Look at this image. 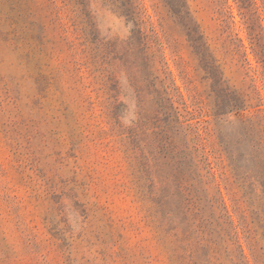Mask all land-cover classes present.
<instances>
[{
    "label": "rangeland",
    "instance_id": "374dc122",
    "mask_svg": "<svg viewBox=\"0 0 264 264\" xmlns=\"http://www.w3.org/2000/svg\"><path fill=\"white\" fill-rule=\"evenodd\" d=\"M252 1L0 0V264H264Z\"/></svg>",
    "mask_w": 264,
    "mask_h": 264
},
{
    "label": "trees",
    "instance_id": "16d2710c",
    "mask_svg": "<svg viewBox=\"0 0 264 264\" xmlns=\"http://www.w3.org/2000/svg\"><path fill=\"white\" fill-rule=\"evenodd\" d=\"M166 3L169 5L170 9L177 15H180L182 14L184 11V7H185V4L183 2V0H165ZM237 3H239V6L240 8H244L247 10V12H249L251 9H252V5L253 2L252 0H236ZM242 14V12H241ZM232 17H234L232 15ZM260 21H262L260 19ZM68 22V21H66ZM262 25V29H264V25L261 23ZM191 26H188V29H189V35L193 36V40H195L198 45L200 46L199 47V53L204 57L205 56V51L203 49V46H205V42H203V35L202 37H198L200 34H198V31L197 29H193V28H190ZM249 29L252 30L251 34H257L255 35L256 37H251L252 41L251 43L254 44V39H256V44H259V38H257V36L260 34L259 32L257 33H254L255 29L254 27H252L251 25L248 26ZM197 36V38H196ZM140 38V37H139ZM139 38H137V35L135 37L136 40H139ZM239 38V36H238ZM141 39V38H140ZM240 42L242 43V46H244L243 42H242V38H239ZM245 47V46H244ZM59 56H61V54L59 53ZM207 62V61H206ZM209 64V63H208ZM206 69L207 68H211L210 66L207 65V67H205ZM222 89V88H220ZM228 89V88H227ZM227 89H224V90H227ZM223 99H225V102L232 106L233 108H236V109H239L242 107V100L240 99V97L236 94V92L234 91H228V93L226 95H222L221 96ZM243 125L242 126V130H244V133H242V136L240 137V139L243 141V143H245V146H246V152H247V157L254 162V167L256 168V171H255V175L257 180L259 181V183L262 184V186H264V166L262 164V161L260 159V154L258 152V149H259V146L257 144V142L255 141L254 137L251 136V133L249 131V127L247 126L246 122L244 120H241ZM131 134L136 138L137 137V134L138 133H134V131H131ZM244 137V138H243ZM166 138H169V137H166ZM172 144V142H171ZM159 149L160 150H167L168 147L165 143H160L158 145ZM230 152H231V155L234 157V161L236 162V166L238 164V162L240 161V158H244L245 157V154H238L236 155L234 153V151L232 149H230ZM171 159L175 160L174 159V155L171 156ZM175 163H179V160H175Z\"/></svg>",
    "mask_w": 264,
    "mask_h": 264
}]
</instances>
